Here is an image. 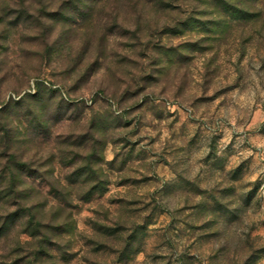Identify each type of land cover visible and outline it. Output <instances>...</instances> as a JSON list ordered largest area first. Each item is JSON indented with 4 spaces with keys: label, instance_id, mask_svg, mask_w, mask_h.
Listing matches in <instances>:
<instances>
[{
    "label": "rangeland",
    "instance_id": "rangeland-1",
    "mask_svg": "<svg viewBox=\"0 0 264 264\" xmlns=\"http://www.w3.org/2000/svg\"><path fill=\"white\" fill-rule=\"evenodd\" d=\"M1 109L0 264H264V0H0Z\"/></svg>",
    "mask_w": 264,
    "mask_h": 264
},
{
    "label": "trees",
    "instance_id": "trees-1",
    "mask_svg": "<svg viewBox=\"0 0 264 264\" xmlns=\"http://www.w3.org/2000/svg\"><path fill=\"white\" fill-rule=\"evenodd\" d=\"M24 143L25 141H22L20 138L19 129L14 126L9 118H7L6 111L4 112V110L1 109L0 207L2 205L17 207V211L14 213L15 216L13 215V218L23 216L28 219V224L30 225L29 230H25L24 232H22V234H29L30 237H35L38 234V229L42 227V223L37 220V217L35 215L28 214L29 209H31L32 206H25V204H22L19 201V197L21 194L20 189H22L23 185L26 184L21 175L26 171H29L31 167L30 161L25 158V153L20 151V147ZM0 217V220H8L6 216L1 215ZM32 259L33 255L31 256L27 264H31ZM20 261L18 260L14 264H20Z\"/></svg>",
    "mask_w": 264,
    "mask_h": 264
}]
</instances>
